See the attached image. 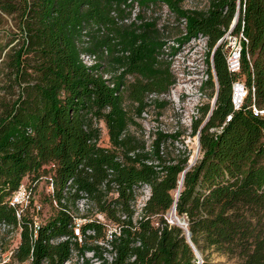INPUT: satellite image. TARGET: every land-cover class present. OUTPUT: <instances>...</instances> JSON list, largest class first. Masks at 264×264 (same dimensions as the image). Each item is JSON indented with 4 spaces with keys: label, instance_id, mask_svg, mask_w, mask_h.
<instances>
[{
    "label": "trees",
    "instance_id": "16d2710c",
    "mask_svg": "<svg viewBox=\"0 0 264 264\" xmlns=\"http://www.w3.org/2000/svg\"><path fill=\"white\" fill-rule=\"evenodd\" d=\"M186 1L0 0V14L17 30L0 61V226H8L0 246L16 245L7 264H63L73 251L84 264L85 252L102 264H196L184 230L165 218L174 203L201 264H264V115L252 109L264 111V0H205L201 10L186 9ZM162 8L181 27L171 46L168 20L153 16ZM235 15L233 31L246 40L237 74L217 45ZM198 38L208 47L202 89L215 102L192 120L200 158L176 199L190 157L187 148L173 154L180 132L157 129L147 145L130 127L140 128L135 118L151 104L159 113L166 108L158 97L176 83L169 59ZM82 55L94 63L86 66ZM236 80L248 93L233 110ZM101 123L108 147L100 145ZM21 184L32 196L18 218L10 199ZM146 188L147 200L138 203ZM77 217L86 220L81 243L73 234ZM106 225L119 229L110 250L98 244ZM211 252L227 261L213 262Z\"/></svg>",
    "mask_w": 264,
    "mask_h": 264
},
{
    "label": "rangeland",
    "instance_id": "374dc122",
    "mask_svg": "<svg viewBox=\"0 0 264 264\" xmlns=\"http://www.w3.org/2000/svg\"><path fill=\"white\" fill-rule=\"evenodd\" d=\"M186 9L201 10L205 9V0H187L184 3ZM138 10H135V14ZM165 8L158 9L156 14L153 15L156 18H160V23L165 24L167 22L168 27V39L167 44L173 45V39L178 36L181 31V27L173 22L172 18L167 16ZM166 18V19H165ZM15 35L17 30L13 27L11 19L5 15L0 14V46H4L5 49L1 51V59H3L5 52L16 43ZM11 44V45H10ZM208 47L206 42L202 38L191 39L185 46L181 47L178 52L173 55L171 60V71L176 79V83L170 88V91L166 95L158 97V100H163L167 103V106L160 113L151 104L140 118H135L136 122L140 124V128L130 127V131L139 135L146 141L147 145L150 144L152 134L158 129L166 133L180 132L181 136L177 142L174 143L175 152L177 155L179 151H183L187 148L190 154L189 163L191 159L195 157L192 164H194L200 158V150L197 141V134L192 133V120L200 118L199 109L206 104L210 107L213 104V98H210V89H202L203 83L206 80V56ZM90 63V61H87ZM153 100L157 97H149ZM149 100V99H148ZM150 102V101H149ZM131 110V106L129 105ZM101 139L100 145L108 147V137L105 126L101 123ZM168 146V145H167ZM173 149L169 147L168 150ZM181 153V152H180ZM44 189L43 183H40L37 191L42 192ZM144 191L138 192V203L144 200ZM44 202V201H43ZM50 213L47 204L43 205V214L48 216ZM172 211L166 213V217L170 221ZM176 224V223H174ZM210 259L213 262H226L227 258L217 252H211ZM203 260V255H202ZM233 263L234 261H229Z\"/></svg>",
    "mask_w": 264,
    "mask_h": 264
},
{
    "label": "built area",
    "instance_id": "2783aa9c",
    "mask_svg": "<svg viewBox=\"0 0 264 264\" xmlns=\"http://www.w3.org/2000/svg\"><path fill=\"white\" fill-rule=\"evenodd\" d=\"M136 10V9H135ZM134 10V13H135ZM235 26V25H234ZM234 26L232 24L229 26L228 30L224 33V35L219 39L217 44H222L225 52V64L230 73L237 74L240 71V61H241V50H242V44L245 42V37L241 32L235 33L233 31ZM82 62L86 66H90L94 63V57L90 56H81ZM87 61H90V63H87ZM248 89L246 88L244 82L242 81H233L231 85V104L233 107V110H238L240 107L243 105L244 100L247 97ZM253 112L254 114H260L264 115V111L257 110L253 106ZM231 115H228L226 120H230ZM51 189V187H49ZM145 195H144V200H147L149 196V190L146 188L143 190ZM31 191L28 189V187L24 184H21L18 189L12 194L11 199H10V205L12 207H15L17 209L16 215L19 218L20 212L23 208H25L31 198ZM53 205L56 206V202L53 201ZM77 207L79 208L80 213H83L86 206V200H80ZM40 206L37 207L39 209ZM171 217V216H170ZM167 222L169 224H173L172 220H168V218L165 216ZM86 220L80 217L74 218V226H73V234L75 236V239L78 241V243L82 242V235H81V225L85 222ZM40 223V218L36 215L32 217V235L35 238L37 234V230L39 227ZM107 231L105 233L104 237V243L99 242L98 244L105 247L107 250H110L109 246V241L113 238V236L119 234V229L116 227H110L107 226ZM8 229V226L2 224L0 226V233L5 232ZM87 235H94L93 231H87ZM12 236V235H11ZM11 238V237H10ZM9 238V239H10ZM67 238H61L60 240H64ZM16 245H13L5 250L0 246V264H7L10 261V257L13 253L14 248ZM84 257L88 260H90L89 264H102L100 260L94 257L93 252H85ZM103 257L107 259L109 262L112 260V257L104 254ZM31 258L29 261L25 264H31ZM63 264H84V258L80 255L77 254V252L73 251L71 254L70 259L65 261Z\"/></svg>",
    "mask_w": 264,
    "mask_h": 264
},
{
    "label": "water",
    "instance_id": "95a60500",
    "mask_svg": "<svg viewBox=\"0 0 264 264\" xmlns=\"http://www.w3.org/2000/svg\"><path fill=\"white\" fill-rule=\"evenodd\" d=\"M236 21H237V15H235L233 21H232V26H234L236 24ZM218 45V44H217ZM217 45L215 47H217ZM215 49V48H214ZM214 102H215V98L213 100V104L214 105ZM197 141H198V146H199V137L197 136ZM192 165V163H189V166L183 171V173L181 174V181L180 183H183V178H184V174L185 172L188 170V168ZM179 195V190L176 194V199ZM173 209V213L175 214V203L172 207ZM176 219H178L176 225L179 226L180 228H182L184 230V233H185V237H186V240L187 242L191 245L192 249H193V252H194V255H195V259L197 260L196 264H201L202 263V255L201 253L193 246L192 242H191V234L189 232V230L187 229V223L186 221L183 219V218H178L176 216Z\"/></svg>",
    "mask_w": 264,
    "mask_h": 264
},
{
    "label": "bare ground",
    "instance_id": "6f19581e",
    "mask_svg": "<svg viewBox=\"0 0 264 264\" xmlns=\"http://www.w3.org/2000/svg\"><path fill=\"white\" fill-rule=\"evenodd\" d=\"M194 159H195V157H193V158L191 159V163H193ZM180 181H181V176H180V179H179V186H178L177 190L175 191V197H176V194H177L178 190H179V192H180V190H181V188H182V183H180ZM170 211H172V214H171L170 220H172V223H173V224H174V223H177L178 219H176V213H175V214L173 213V209H171Z\"/></svg>",
    "mask_w": 264,
    "mask_h": 264
}]
</instances>
